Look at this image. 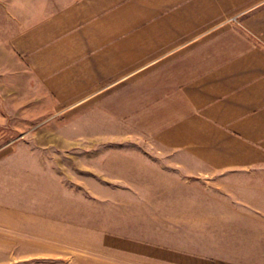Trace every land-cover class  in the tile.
I'll list each match as a JSON object with an SVG mask.
<instances>
[{
	"label": "crops",
	"instance_id": "obj_1",
	"mask_svg": "<svg viewBox=\"0 0 264 264\" xmlns=\"http://www.w3.org/2000/svg\"><path fill=\"white\" fill-rule=\"evenodd\" d=\"M13 47L57 106L79 110L80 125L125 126L129 140L201 173H264V0H73ZM244 189L191 202L190 217L177 202L144 220L156 223L148 232L111 228L96 254L61 245L70 219L39 220L31 249L23 222H0V264H257L241 254L264 252V214L249 210L264 190Z\"/></svg>",
	"mask_w": 264,
	"mask_h": 264
},
{
	"label": "rangeland",
	"instance_id": "obj_2",
	"mask_svg": "<svg viewBox=\"0 0 264 264\" xmlns=\"http://www.w3.org/2000/svg\"><path fill=\"white\" fill-rule=\"evenodd\" d=\"M72 1L0 0V222L12 229L17 220L20 227L23 222L28 233L20 239L31 249L38 239L31 237L37 224L54 218L62 228L59 220L70 219L71 236L58 238L61 245L72 253L96 254L107 240L106 231L125 223L136 234L148 232L144 220L174 213L181 208L177 202L190 217L188 204L197 199L231 193L236 198L245 186L264 190V173H201L187 158L154 142L137 136L129 140L125 126L80 125L78 109L57 106L33 80L13 39ZM202 184L211 187H197ZM231 209L221 206L218 213ZM249 210L264 214V191ZM215 224L216 229L224 226L222 220ZM148 225L155 228L156 223ZM216 237L223 243L221 235ZM11 239L14 244L18 238ZM259 243L264 244V237ZM241 255L264 264V252Z\"/></svg>",
	"mask_w": 264,
	"mask_h": 264
}]
</instances>
